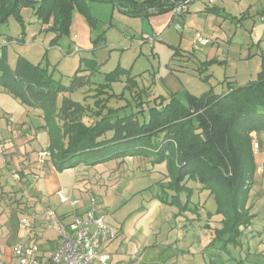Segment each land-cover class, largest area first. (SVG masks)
<instances>
[{"label": "rangeland", "instance_id": "rangeland-1", "mask_svg": "<svg viewBox=\"0 0 264 264\" xmlns=\"http://www.w3.org/2000/svg\"><path fill=\"white\" fill-rule=\"evenodd\" d=\"M117 1L125 0L88 1L92 24L74 9L69 33L61 35L55 45L51 44L55 36L49 29L51 24L42 23L34 8L24 7L20 10L22 24L12 16L0 24V54L5 46L10 67L15 66L20 56L32 63L40 62L53 78L66 85L79 68L88 69L82 58L90 63L95 61L94 71H81L90 73V83L67 95L89 105L93 103L94 89L104 83L106 73L118 66L128 70V75L121 76L107 90L108 95H114L108 106L124 107L120 115L143 109L139 121L147 119V109L159 101L155 99L159 95L174 93L185 104L187 93L222 94L228 89V82L240 86L256 78L264 53V20L260 17L264 11H259L264 0H222L223 4L217 5L223 10L218 14H200L197 9L208 3L189 0L185 3L189 10L171 13L172 20L162 40L156 34H149L147 16L132 15L117 5ZM247 1H253V8L243 12ZM87 33L90 36L84 41L85 46L68 48L76 41L73 36L85 37ZM197 35L207 39L208 44L201 45ZM149 36L155 39L150 41ZM8 37L10 40L4 43ZM210 58L216 61L203 65ZM127 77L133 78L134 86L129 85ZM136 93L140 95L134 97ZM91 119L85 116L83 121L91 123ZM110 135L109 132L106 137ZM252 148L254 152L253 143ZM134 157V171L129 163L123 164L128 187L120 199L113 206L106 204L111 202L112 192L118 194L124 187L123 182L119 186L116 182V189L110 187L106 194L104 190L96 191L94 202L103 205L105 221L112 225L121 221L130 207L139 210L143 198L155 197L162 213L149 227L147 249L139 260L132 258L129 262L127 257L110 264H264V173L258 169L264 161L262 154L254 153L253 185L246 203L250 220L238 227V235L230 233L229 237L227 234L222 237L223 215L216 213L214 195L208 189L191 181L187 183L191 191L171 190L166 161L156 163L151 159L146 161L143 156ZM115 160L118 159L112 161ZM100 164L93 166L98 165L97 170H106L107 174L114 171V164H104L105 167ZM130 179L134 181L128 182ZM22 197L11 204L18 206ZM124 203H127L125 207ZM16 216L19 218L21 213L17 212Z\"/></svg>", "mask_w": 264, "mask_h": 264}, {"label": "trees", "instance_id": "trees-1", "mask_svg": "<svg viewBox=\"0 0 264 264\" xmlns=\"http://www.w3.org/2000/svg\"><path fill=\"white\" fill-rule=\"evenodd\" d=\"M88 1L107 0H0V24L10 16L22 24L20 10L34 8L42 23L51 24L49 29L55 33L51 44L55 45L61 35L69 33L74 9L92 24ZM181 1L116 3L132 15L149 16L170 12L189 0ZM220 11L217 7L205 9L207 13ZM4 47L0 54V87L21 104L41 111L48 131L47 149L57 171L133 156L156 163L166 161L171 190L191 191L187 183L192 181L214 195L216 213L223 215L222 237L238 235V227L249 222L246 203L255 172L251 135L264 133V53L254 80L240 86L228 82L222 94L187 93L185 104L174 93L158 96L155 99L159 101L147 109V119L139 121L143 109L120 115L124 107L107 106L114 96L107 90L121 76L128 75V70L118 66L105 74L104 83L94 89L93 106L69 97H62L58 104L60 94L73 93L90 83V73L81 71H94L95 61L82 58L88 69L79 68L66 85L53 78L40 62L32 63L20 56L10 67ZM215 61L210 59L203 65ZM127 82L131 87L135 85L133 78L127 77ZM85 116L94 120L86 123ZM109 132L111 135L106 137Z\"/></svg>", "mask_w": 264, "mask_h": 264}, {"label": "crops", "instance_id": "crops-1", "mask_svg": "<svg viewBox=\"0 0 264 264\" xmlns=\"http://www.w3.org/2000/svg\"><path fill=\"white\" fill-rule=\"evenodd\" d=\"M253 1H247L243 12H248L253 8ZM207 3L208 5L197 9V12L205 14L207 7H217L223 10L220 5H217L218 3L223 4L222 0ZM261 4L259 11L262 13L264 1ZM184 10H189L188 5ZM171 13L177 12L172 10L147 16L151 28L149 34H156L158 40H162L166 34L168 23L172 20ZM88 33L85 37L80 34L73 36L76 41L72 45H68V48L71 49L72 46L79 48V45L85 46L84 41L88 40L90 36ZM68 94L70 93L60 94L58 104L62 97H67ZM90 106H93V103ZM122 112L123 110L120 111V114ZM93 120L94 118L90 122ZM251 136L258 144L257 152L264 156V133H252ZM48 143V131L41 111L21 104L18 99L0 87V264H17V259L12 254V247L17 243L28 245L36 242L42 251L57 247L58 236L56 231L45 226L44 210L46 207L54 208L61 224L66 226L72 221L73 214H84L90 207L91 201H96V191L102 192L104 190L106 194L110 187L116 189V186L123 182V189L118 194L112 192L110 195L111 202L106 203L112 206L116 203L115 200L120 199L119 196L123 195L122 192L127 191L128 184L124 172L126 165L123 166V164L129 163L132 166V171H134L133 168L136 164L134 156L125 157L121 163V159L101 163L102 165L114 164L112 167L114 171L108 174L106 170L98 171V165L85 164L57 171L47 149ZM42 151L46 152L44 158L38 156L39 152ZM145 160L149 161V158ZM35 175L38 176L36 179H34ZM131 181L134 179L128 180V182ZM116 182L119 183L116 185ZM59 190L69 198L76 199L77 203L74 206L61 203L57 196ZM16 191H20V193H15ZM14 196L16 197L14 198ZM21 196L23 197L18 206L15 207L11 204ZM133 196L135 193L129 198ZM142 200L139 210L130 207L121 221L117 220L114 225L110 224L117 229L118 233L113 240L102 247V251L110 255L111 262L116 261L118 263L127 257H129V262H132V258H139L147 249L151 235L149 227L154 218L162 213V210L155 197L146 200L143 198ZM126 205L127 203H124L123 207ZM102 206L96 202V211L100 215H103ZM17 212L21 213L19 218L16 216ZM26 214H33L36 218L34 227L29 234H26L20 225V219ZM51 231L54 232V235Z\"/></svg>", "mask_w": 264, "mask_h": 264}, {"label": "built area", "instance_id": "built-area-1", "mask_svg": "<svg viewBox=\"0 0 264 264\" xmlns=\"http://www.w3.org/2000/svg\"><path fill=\"white\" fill-rule=\"evenodd\" d=\"M206 1L213 3L215 0ZM184 9L186 6L182 4L174 10L181 13ZM260 17L264 20V12ZM148 39L152 41L155 37L149 36ZM197 40L202 45L207 43L199 35ZM253 146L256 153L258 145L255 141ZM38 156L44 158L46 152H39ZM258 169L264 172V161ZM37 177L35 175L34 179ZM57 196L61 203H68L71 206L77 203L76 199L69 198L61 190L57 192ZM44 215L46 228L53 229L57 233V247L42 251L36 242L28 245L17 243L12 247V254L17 259V264H110V255L103 252L102 247L113 240L118 231L106 223L103 215L97 213L94 200L84 214H73L72 221L66 226L61 224L54 208L46 207ZM35 220L33 214H26L20 219V225L26 234L31 233Z\"/></svg>", "mask_w": 264, "mask_h": 264}, {"label": "water", "instance_id": "water-1", "mask_svg": "<svg viewBox=\"0 0 264 264\" xmlns=\"http://www.w3.org/2000/svg\"><path fill=\"white\" fill-rule=\"evenodd\" d=\"M185 1H187V0H182L181 2H185ZM128 11V10H127Z\"/></svg>", "mask_w": 264, "mask_h": 264}]
</instances>
